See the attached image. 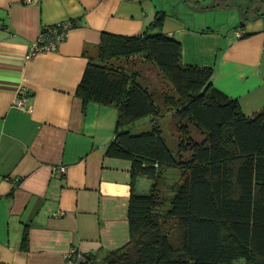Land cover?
<instances>
[{"label": "crops", "instance_id": "1", "mask_svg": "<svg viewBox=\"0 0 264 264\" xmlns=\"http://www.w3.org/2000/svg\"><path fill=\"white\" fill-rule=\"evenodd\" d=\"M205 1L191 6L200 12L191 22L153 0H0V264H66L70 247L101 259L128 239L131 188L179 180L164 168L132 181L130 160L106 154L117 108L75 93L102 31L138 34L163 10L161 31L179 41L181 63L210 66L211 84L245 114L264 106V15L252 8L260 3L237 4L238 20L214 25L211 10L229 0ZM67 20L55 49L25 58L43 26Z\"/></svg>", "mask_w": 264, "mask_h": 264}, {"label": "trees", "instance_id": "2", "mask_svg": "<svg viewBox=\"0 0 264 264\" xmlns=\"http://www.w3.org/2000/svg\"><path fill=\"white\" fill-rule=\"evenodd\" d=\"M257 2L254 14L264 15V0ZM164 14L156 11L138 34L102 31L75 93L117 108L105 152L130 160L132 181L156 179L164 168H176L180 179L168 197L155 181L147 192L131 188L127 241L101 259L84 252L79 264H264V106L245 114L236 97L211 84L210 66L181 63L179 41L161 31ZM134 55L171 89L157 91L138 69L116 63ZM163 106L171 142L158 123ZM143 116L151 126L133 131ZM27 239L25 224L22 246Z\"/></svg>", "mask_w": 264, "mask_h": 264}, {"label": "rangeland", "instance_id": "3", "mask_svg": "<svg viewBox=\"0 0 264 264\" xmlns=\"http://www.w3.org/2000/svg\"><path fill=\"white\" fill-rule=\"evenodd\" d=\"M154 2H157L159 4H162V7L166 8L169 11H173L175 9H178L181 11V14L188 20H191V22H194L193 19L198 20L199 17V11L191 8L193 5H198V1L201 0H153ZM203 2L205 0H202ZM244 1L246 0H229L226 4L224 1H219V5L223 6L214 8L211 10L212 15V23L214 25L218 24H230L232 22H235L238 20V10H237V4L240 6L244 5ZM248 1V0H247ZM250 1V0H249ZM248 1V2H249ZM206 3H209L210 0H206ZM236 4V5H235ZM255 4V3H254ZM185 6V7H184ZM193 15V17H189L190 15ZM198 22V21H195ZM142 59L139 56H130V57H120L118 60H116V63L120 66L127 68H135L140 71L141 75H144V77H141V80L143 83H148L147 85L155 88L157 91H164V90H170L171 87L168 84V82L163 78V76L157 71L156 68L152 67L146 62H140ZM163 111L166 113L158 118V123L160 124L163 134L165 138L171 142L174 138V128L171 118V113L167 111V107L163 106ZM149 116H143L139 118L134 124H132V130L138 131V130H145L148 129L151 125V122L149 120ZM137 128V129H135ZM169 174L168 176L170 179H168L170 182H173L176 178L180 179V173L175 168H169ZM179 173V174H178ZM160 186L162 185L161 182L159 183ZM159 189V188H158ZM160 192L164 197H168V195L172 194V190L168 184L162 185L160 187ZM234 264H240V260H235Z\"/></svg>", "mask_w": 264, "mask_h": 264}, {"label": "built area", "instance_id": "4", "mask_svg": "<svg viewBox=\"0 0 264 264\" xmlns=\"http://www.w3.org/2000/svg\"><path fill=\"white\" fill-rule=\"evenodd\" d=\"M69 26V20L59 21L51 25L43 26L44 29H42L37 39L33 41L28 47L25 53V58H31L32 56L41 51L55 49L57 43L63 38H65ZM237 33H240V31H237ZM24 97V95H17L14 100L15 104L24 107ZM58 170L60 173H63L66 170V166L64 164H61L58 166ZM64 259L66 264H79L81 261L87 260L84 252L79 251L74 247H70L65 251Z\"/></svg>", "mask_w": 264, "mask_h": 264}]
</instances>
